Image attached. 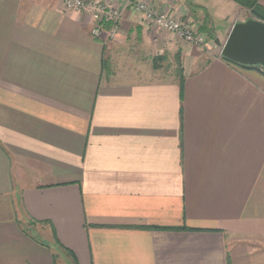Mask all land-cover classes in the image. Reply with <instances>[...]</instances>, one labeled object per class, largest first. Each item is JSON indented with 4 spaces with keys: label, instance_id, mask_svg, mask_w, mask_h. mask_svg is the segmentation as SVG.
Listing matches in <instances>:
<instances>
[{
    "label": "crops",
    "instance_id": "crops-1",
    "mask_svg": "<svg viewBox=\"0 0 264 264\" xmlns=\"http://www.w3.org/2000/svg\"><path fill=\"white\" fill-rule=\"evenodd\" d=\"M104 1L114 38L61 0H0V264H264V69ZM152 4L198 32L243 11Z\"/></svg>",
    "mask_w": 264,
    "mask_h": 264
},
{
    "label": "built area",
    "instance_id": "built-area-1",
    "mask_svg": "<svg viewBox=\"0 0 264 264\" xmlns=\"http://www.w3.org/2000/svg\"><path fill=\"white\" fill-rule=\"evenodd\" d=\"M67 11H75L86 14L91 20L90 35L92 38L101 37L105 28L111 38L117 33L120 20V12L112 6L101 3L100 0H61ZM153 0H126L125 6L134 14L140 15L142 20L162 30L175 35L187 43L202 44V38L195 36L187 27H182L176 20L158 12L152 4Z\"/></svg>",
    "mask_w": 264,
    "mask_h": 264
},
{
    "label": "water",
    "instance_id": "water-1",
    "mask_svg": "<svg viewBox=\"0 0 264 264\" xmlns=\"http://www.w3.org/2000/svg\"><path fill=\"white\" fill-rule=\"evenodd\" d=\"M222 58L241 66L264 69V23L246 20L233 24L224 43L218 40Z\"/></svg>",
    "mask_w": 264,
    "mask_h": 264
},
{
    "label": "rangeland",
    "instance_id": "rangeland-1",
    "mask_svg": "<svg viewBox=\"0 0 264 264\" xmlns=\"http://www.w3.org/2000/svg\"><path fill=\"white\" fill-rule=\"evenodd\" d=\"M85 1H90V0H85ZM101 3H105L110 5L109 3H107L104 0H100ZM62 2V1H61ZM126 2V0H125ZM112 6V5H110ZM113 8H115L117 10V8L115 6H112ZM165 14V13H164ZM167 15V14H165ZM171 18H173L174 20H176L182 27H187L191 30V32L197 36V37H201L202 38V44H195V43H187L184 42L182 39L177 38L175 35H173L174 37H176L177 39H179L180 41L184 42L185 44L189 45V46H193L194 48L202 51V54L206 57V58H212L214 56H219L222 58L221 54H220V48L217 44H216V40L219 41V43L222 45L228 35L229 32H224V33H220L223 29H224V24L225 23V19H227L226 17L223 19H217V22H215V26L217 28L218 33L213 32V31H204V32H198V30L193 26V24L191 22H185L179 19H176L173 16L167 15ZM238 22H245L246 20H255L253 18V16H251V14L249 13V11L247 10H240L238 13ZM235 24V23H234ZM158 29V28H157ZM231 29V28H230ZM159 30V29H158ZM162 31V30H161ZM230 31V30H229ZM170 34V33H168ZM223 59V58H222Z\"/></svg>",
    "mask_w": 264,
    "mask_h": 264
},
{
    "label": "trees",
    "instance_id": "trees-1",
    "mask_svg": "<svg viewBox=\"0 0 264 264\" xmlns=\"http://www.w3.org/2000/svg\"><path fill=\"white\" fill-rule=\"evenodd\" d=\"M231 1L237 4L240 8L249 11L251 16H253L255 20L264 23V8L261 5H259V0H231ZM224 60L229 63H232L229 60L226 59Z\"/></svg>",
    "mask_w": 264,
    "mask_h": 264
}]
</instances>
